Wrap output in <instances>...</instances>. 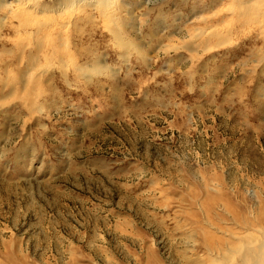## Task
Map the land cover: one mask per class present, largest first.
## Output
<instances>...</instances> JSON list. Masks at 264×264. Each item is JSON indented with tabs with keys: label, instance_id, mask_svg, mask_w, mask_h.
<instances>
[{
	"label": "rangeland",
	"instance_id": "rangeland-1",
	"mask_svg": "<svg viewBox=\"0 0 264 264\" xmlns=\"http://www.w3.org/2000/svg\"><path fill=\"white\" fill-rule=\"evenodd\" d=\"M101 1L0 0V264H213L219 238L241 264L264 11L236 9L263 0Z\"/></svg>",
	"mask_w": 264,
	"mask_h": 264
},
{
	"label": "bare ground",
	"instance_id": "bare-ground-1",
	"mask_svg": "<svg viewBox=\"0 0 264 264\" xmlns=\"http://www.w3.org/2000/svg\"><path fill=\"white\" fill-rule=\"evenodd\" d=\"M84 1L85 0H77V2L78 3H84ZM88 1H94V0H88ZM97 2V4L99 3V4H102V1L101 0H96ZM247 2V3H250L251 2V0H236V3H242V2ZM104 3V2H103ZM250 9L252 10V12H256L257 10H263L264 11V0H263V2L260 4V5H258V6H254V7H252V6H237V9H236V12L240 15H243V16H246V15H248L249 14V11H250ZM263 11H261V13L263 12ZM235 14V13H234ZM264 21V20H263ZM262 23V22H261ZM264 23V22H263ZM264 25V24H263ZM115 33V32H114ZM115 35H117V34H115ZM71 58V57H70ZM69 61V60H68ZM73 61V60H72ZM93 64H94V69L96 70V67H97V63L94 61L93 62ZM81 66H78L77 68H76V70L77 71H79V69L78 68H80ZM82 71V70H81ZM84 75V74H83ZM32 82V81H31ZM31 86V85H30ZM23 87V86H22ZM21 87V88H22ZM34 87V86H33ZM23 88H25V87H23ZM37 88V87H36ZM34 89V88H33ZM27 91H29V90H27ZM26 91V92H27ZM32 91V90H31ZM29 107V106H28ZM30 107H32V106H30ZM249 221V220H248ZM206 235V234H205ZM205 237V236H204ZM204 237H203V239H204ZM212 238V237H211ZM210 239V238H209ZM218 239V238H217ZM208 240V239H207ZM215 240V239H214ZM215 242V241H214ZM214 242H212V241H210V242H207V246L208 247H211L209 250H210V252L211 251H213L212 253L213 254H215L216 256L218 255H221V251L222 250H224L225 248H227V250H228V252L226 253V254H223L222 255V259L219 261H214L213 262V264H228L229 262H230V260H228L227 262H226V259L225 258H223V257H231V256H229V254L228 253H230L232 250H233V248H234V244H232L231 242H229L228 240H224V239H218V243L216 244H213ZM204 243H205V241H204ZM229 243H231L230 245H231V247H228V245H229ZM206 244V243H205ZM254 245V244H256V247H253V249L251 248V249H245L246 251H247V256H246V258H244L243 260H242V262H241V264H261V263H259V262H264V235L258 240V239H252L251 241H250V243H249V245ZM223 246L224 247V249H222V247L221 246ZM205 248H206V246H204ZM213 247V248H212ZM240 248H242V247H238L237 248V250H239ZM218 250H219V252H218ZM221 250V251H220ZM230 250V251H229ZM236 250V249H235ZM226 252V251H225ZM250 252V253H249ZM210 254V253H209ZM220 258V257H219ZM254 258H257L258 260H259V262H254V263H251V261H253V259ZM11 260V259H10ZM222 261H223V263H222Z\"/></svg>",
	"mask_w": 264,
	"mask_h": 264
}]
</instances>
